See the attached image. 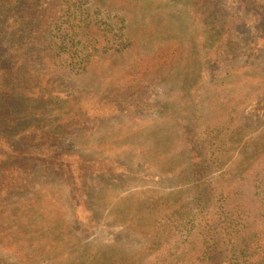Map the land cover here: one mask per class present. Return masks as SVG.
<instances>
[{
	"label": "rangeland",
	"instance_id": "rangeland-1",
	"mask_svg": "<svg viewBox=\"0 0 264 264\" xmlns=\"http://www.w3.org/2000/svg\"><path fill=\"white\" fill-rule=\"evenodd\" d=\"M156 1L29 0L0 90V264L238 255L215 219L225 191L264 193V26L210 0L212 36L191 0Z\"/></svg>",
	"mask_w": 264,
	"mask_h": 264
},
{
	"label": "trees",
	"instance_id": "trees-1",
	"mask_svg": "<svg viewBox=\"0 0 264 264\" xmlns=\"http://www.w3.org/2000/svg\"><path fill=\"white\" fill-rule=\"evenodd\" d=\"M168 1L173 2V0H163L162 2L158 0L155 7L166 5ZM240 3L243 13L260 21L264 26V0H240ZM187 8L198 14V16H207L205 20L210 19V24L205 28V31L207 29L212 36L220 35L224 37L225 33H221L224 27H219L218 24L222 13L216 10L215 6H212L210 0H191L187 3ZM33 14V5L29 0H0V90L2 92L9 91L10 85H12L13 75L10 67L17 63L16 57H14L15 52L22 47L23 40H21V37L25 32L24 29L32 23L31 17ZM8 38L11 39L10 45L6 44ZM174 54L171 51L165 60H159L155 64L158 66L157 68H163L159 66L160 63H167L174 59ZM5 56L6 58L8 56L13 58V60L7 59V70H4L6 62H2L5 60ZM7 71H10V73H7ZM164 71L167 72L168 70ZM4 73L6 74L4 75ZM167 77L164 76V78ZM3 81L6 83H3ZM72 97V99H75L74 96ZM74 105L71 104L72 109L69 108L68 112H75ZM255 160L254 153L244 162V165L254 164ZM261 192L257 191L258 195L255 196L254 194L253 196L246 194V191H237L236 188H231L229 191H225L223 195L225 203H228L230 207L223 210L220 218L215 220L217 222L221 220L223 227L226 229L225 233L230 239V249L233 253L238 254L234 255L232 264H264V237L261 235L262 232L264 233V193L261 194ZM239 243L242 244L240 248L236 249L235 246Z\"/></svg>",
	"mask_w": 264,
	"mask_h": 264
}]
</instances>
